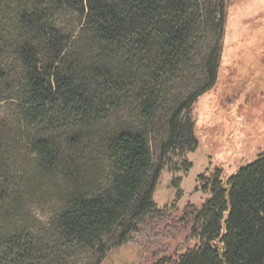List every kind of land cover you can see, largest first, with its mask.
I'll return each mask as SVG.
<instances>
[{
    "label": "trees",
    "instance_id": "16d2710c",
    "mask_svg": "<svg viewBox=\"0 0 264 264\" xmlns=\"http://www.w3.org/2000/svg\"><path fill=\"white\" fill-rule=\"evenodd\" d=\"M218 1L212 22L201 0H2L15 8L16 28L0 21V204L52 206L45 232L5 218L4 264H61L160 212L151 125L196 71L205 20L219 34L200 64L205 83L167 119L160 150L181 157L197 149L191 111L216 87L224 56L227 0ZM69 15L80 17L75 38L58 25ZM125 115L134 122L98 144L101 128ZM96 147L101 177L87 170ZM199 183L209 198L182 218L199 245L149 264H264V151Z\"/></svg>",
    "mask_w": 264,
    "mask_h": 264
},
{
    "label": "rangeland",
    "instance_id": "374dc122",
    "mask_svg": "<svg viewBox=\"0 0 264 264\" xmlns=\"http://www.w3.org/2000/svg\"><path fill=\"white\" fill-rule=\"evenodd\" d=\"M201 1L205 12H211L212 22H216L219 1ZM14 9L0 0L1 26L10 33L16 28ZM227 13L218 83L191 111L198 140L195 152L164 157L160 149L167 136V119L197 89L198 82L205 83L200 64L219 36L205 20L197 35V48L203 57L196 59V71L185 76L188 80L176 87L151 125L148 140L154 168H163L153 197L160 212L142 219L133 230L120 225L103 238L101 245L78 251L61 264H149L152 257L193 249L199 241L188 234L182 218L186 209L199 208L209 198L199 183L200 176L209 177L217 168L231 174L264 151V0H227ZM58 25L67 37L75 38L80 17H62ZM133 122L131 116L125 115L122 120L104 126L97 143L121 125ZM97 148L87 156V170L92 176L101 177L105 169L104 152ZM188 165L190 169L184 170ZM51 210L50 204L38 200L25 205L0 204V234H5L7 216L18 226L45 232ZM4 246L0 240V264L5 263Z\"/></svg>",
    "mask_w": 264,
    "mask_h": 264
}]
</instances>
